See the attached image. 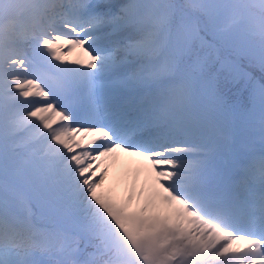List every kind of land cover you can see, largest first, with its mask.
Returning <instances> with one entry per match:
<instances>
[{"label":"snow or ice","instance_id":"6c2138e0","mask_svg":"<svg viewBox=\"0 0 264 264\" xmlns=\"http://www.w3.org/2000/svg\"><path fill=\"white\" fill-rule=\"evenodd\" d=\"M0 264H264V0H0Z\"/></svg>","mask_w":264,"mask_h":264},{"label":"bare ground","instance_id":"6f19581e","mask_svg":"<svg viewBox=\"0 0 264 264\" xmlns=\"http://www.w3.org/2000/svg\"><path fill=\"white\" fill-rule=\"evenodd\" d=\"M124 159H131V158H127V157H125ZM123 173H124V169L121 168L120 165H117L116 168H115L112 172H110V174H109V178H108V180H107L106 182L109 183V181H111V183H112V182L116 179V181H117V183H118V180H119L120 176H121ZM143 180H144V177H143V175H142V176H141V183H143ZM117 190H118V192H119V190H120V191L122 190L121 193H124V185L121 184L120 187H119Z\"/></svg>","mask_w":264,"mask_h":264},{"label":"rangeland","instance_id":"374dc122","mask_svg":"<svg viewBox=\"0 0 264 264\" xmlns=\"http://www.w3.org/2000/svg\"><path fill=\"white\" fill-rule=\"evenodd\" d=\"M76 55H78V54L74 53V54H73V57H71V58H74ZM116 184H117V181H116V179H115L112 183H111V181H109V183L106 182V185H105V186H106V188H107V187H115ZM121 192H122V190H121V191L119 190V192H118V190H116V193H115V194H116L118 197H121V198H122L124 194H122ZM134 207H135V205H134Z\"/></svg>","mask_w":264,"mask_h":264}]
</instances>
